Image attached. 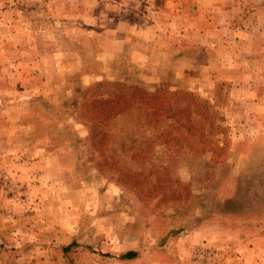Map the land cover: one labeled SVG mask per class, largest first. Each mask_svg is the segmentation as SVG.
Masks as SVG:
<instances>
[{"label":"rangeland","instance_id":"obj_1","mask_svg":"<svg viewBox=\"0 0 264 264\" xmlns=\"http://www.w3.org/2000/svg\"><path fill=\"white\" fill-rule=\"evenodd\" d=\"M257 7L264 15V0H0V264H264ZM107 67L130 80L163 75L213 105L220 130L205 132L209 144L238 140L225 149L213 202L239 181L253 210L194 224L195 210L128 191L122 159L102 161L88 148L73 107ZM182 158L183 177L201 169V157ZM169 229L180 231L163 242ZM128 249L138 256L119 258Z\"/></svg>","mask_w":264,"mask_h":264},{"label":"trees","instance_id":"obj_2","mask_svg":"<svg viewBox=\"0 0 264 264\" xmlns=\"http://www.w3.org/2000/svg\"><path fill=\"white\" fill-rule=\"evenodd\" d=\"M101 73L99 79L77 90L73 107L81 123L87 126L88 148L97 152L102 161L124 162L120 163V169L125 170L121 180L128 185V191L143 202L162 196L167 200L165 205L178 213L195 210V217L190 219L194 224L213 214L243 217L242 211L253 210L254 194L246 190L247 196L239 197L244 194L239 181L235 182L231 196L213 202L216 184L227 176L229 158L225 149L238 146V140L230 143L225 138L209 144L205 132L220 130L213 105L189 85L177 87L175 81L163 75L146 81L139 76L131 80L117 78L108 67ZM66 112L69 117L74 115L69 109ZM257 139L254 138V144ZM184 156L197 161L201 157V169L183 177L176 168L179 169ZM136 162L139 164L135 165ZM179 229H169L163 242L178 234ZM138 251L125 250L119 258L134 259Z\"/></svg>","mask_w":264,"mask_h":264},{"label":"crops","instance_id":"obj_3","mask_svg":"<svg viewBox=\"0 0 264 264\" xmlns=\"http://www.w3.org/2000/svg\"><path fill=\"white\" fill-rule=\"evenodd\" d=\"M260 7H257L256 8V11H255V15H256V22H254V31L256 30H260L261 27L264 26V15H260L259 14V11H260ZM262 16V17H261ZM256 38H254V44L260 42V41H264V40H259L258 38L255 40ZM259 40V41H258ZM255 73V72H254ZM6 203V202H5ZM3 217V216H2ZM3 219L5 220V218L3 217ZM7 219V218H6ZM4 222V221H3Z\"/></svg>","mask_w":264,"mask_h":264}]
</instances>
